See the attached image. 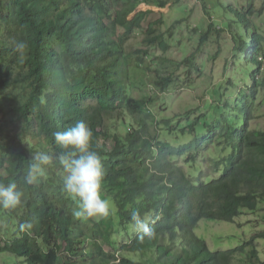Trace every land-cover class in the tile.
I'll list each match as a JSON object with an SVG mask.
<instances>
[{
  "label": "trees",
  "instance_id": "obj_1",
  "mask_svg": "<svg viewBox=\"0 0 264 264\" xmlns=\"http://www.w3.org/2000/svg\"><path fill=\"white\" fill-rule=\"evenodd\" d=\"M242 2H218L228 27L217 28L211 21L198 45L227 30L236 45L234 68L242 77L225 73L211 120L202 111L181 125V120L159 119L152 98L134 97L125 81L132 64L143 65L150 56L149 47H170L161 22L149 20L152 10L129 16L141 4L165 7L169 0H0V89L23 88L22 99L10 111L26 123L21 132L0 140V183H16L24 193L19 208H0L14 226L13 235L5 229L7 235L0 237V254L10 253L26 264H264L255 242L264 231L229 250L210 249L196 232L202 220L234 222L244 210L264 209V130L252 126L264 104V32L254 21L264 14V0ZM203 3L207 14L213 13ZM145 22V48L128 52L127 43ZM17 42L27 45L23 55L15 50ZM166 77L156 81L163 91L174 80ZM225 87H239L234 102ZM194 113H184L187 121ZM118 118L128 126L125 132L116 129ZM79 121L92 131L90 149L104 170L101 189L114 197L128 236L119 246L112 240V214L97 223L114 251L105 249L97 229L87 236V222L74 216L78 201L63 191L55 160L34 184L22 180L33 154L64 151L54 133ZM164 133L192 139L172 143L162 138ZM211 149L207 168L200 166L196 178L189 175L183 164L196 165ZM134 211L147 231L142 227L131 236L130 226L137 225ZM25 222L32 226L21 230Z\"/></svg>",
  "mask_w": 264,
  "mask_h": 264
},
{
  "label": "rangeland",
  "instance_id": "obj_2",
  "mask_svg": "<svg viewBox=\"0 0 264 264\" xmlns=\"http://www.w3.org/2000/svg\"><path fill=\"white\" fill-rule=\"evenodd\" d=\"M204 1L209 4L213 11L210 15L205 11ZM218 2H224L225 5L230 4V2L233 5L243 4L242 0H169V3L165 7L141 4L137 11L129 16V19H132L139 10H152L153 14L149 16V20H159L161 22L159 23V29L162 33L164 32L166 34V39L170 44L167 51H163L157 45L149 47L150 56L145 59V63L143 65L133 63L128 77L125 80L131 95L136 98L149 95L152 98L155 114L159 119L171 118L174 124L181 120V125H186L203 111L210 115L209 119L211 120L214 113V100L219 97L217 92L220 89V83L225 81V73L232 75L234 79H241L242 74L234 68V60L236 59L234 49L236 45L227 30L218 37L217 34L211 35L208 41L204 45H201V48H198L202 34L207 31L211 21L214 22V26L217 28L228 27L229 21L222 17L224 9ZM258 4L260 5L261 3L258 2ZM179 20L184 21L176 24ZM254 21H256L259 27H262V31L264 32V14L256 15ZM147 28L148 22H145L142 29L135 30L133 37L126 45L128 52L133 53L135 50L145 48ZM170 29L173 31L172 37L169 34ZM235 30L240 33L239 31L241 29L235 27ZM189 56L195 57L189 62L194 64L190 68L187 67L189 63H185L184 61ZM147 66L150 68H147ZM246 68L252 71L254 70L253 67ZM157 69L161 72H158ZM170 75L174 80L168 82L166 89L163 91L156 85V81L163 76ZM213 81L216 84H213ZM245 84L240 82L239 86L244 88ZM238 90L239 87H231L224 92L226 95L229 94L227 98L231 102H234L233 98L239 95ZM23 92V88L16 85L0 89V124L3 126V130H0V140L9 139V134L13 135L21 132L23 126L26 124L22 118L17 117L10 111L14 103L22 99ZM262 97H264V93ZM234 106H239L237 101H235ZM196 108L200 110L197 111ZM189 110L195 111V113L187 121L186 114L184 113ZM117 120L116 129L121 132L128 130V126L124 125L119 118ZM252 126L256 129L264 130V104L257 109L256 119L252 121ZM162 138L168 139L172 143L180 144L190 141L192 136H180L177 134L176 136H170L164 133ZM41 151V149L38 150V152ZM214 151V149L208 150L200 157V162L196 165L184 163V160L180 159L181 164L184 163L183 166L188 174L196 178L200 174L198 170L200 166L203 169L207 168L206 160L209 156L214 155ZM59 172L62 175V169ZM101 195L102 198L108 200L109 206L115 210L109 209V214L106 216H82L79 219L87 222L83 226L87 236L92 237L90 235L91 228L97 229L98 238L101 240L105 249L114 251V247L103 240L105 238L104 230L102 231L97 223L112 214L114 218L112 240L119 246L120 243L128 240V236L125 234L124 228H122L124 224L119 221L114 197L104 189H101ZM7 221L0 214V237L7 235L5 229L10 231L8 234L9 237L14 233V226L8 224ZM139 228L142 227L137 225L130 226L129 231L131 232V236ZM262 231H264V209L257 211L244 210L242 216L234 222L202 220L196 229L199 236L206 239L212 250L233 249ZM255 242L259 256L264 260V238H258ZM90 248L94 252L96 251L94 245H91ZM0 264L26 263L10 253H1Z\"/></svg>",
  "mask_w": 264,
  "mask_h": 264
},
{
  "label": "clouds",
  "instance_id": "obj_3",
  "mask_svg": "<svg viewBox=\"0 0 264 264\" xmlns=\"http://www.w3.org/2000/svg\"><path fill=\"white\" fill-rule=\"evenodd\" d=\"M27 45L17 42L15 50L23 55ZM92 131L84 121L64 131L54 133L55 142L64 151L56 155L39 152L32 157L22 180L27 185L34 184L45 173L46 167L55 160L62 169V189L73 200L78 201V208L73 214L82 216H106L109 214V202L102 198L101 188L104 176L103 165L98 153L90 149ZM24 193L16 183H0V208L17 209L23 204ZM139 213L133 212L132 219L140 225ZM30 222L23 223L21 230L31 228Z\"/></svg>",
  "mask_w": 264,
  "mask_h": 264
},
{
  "label": "water",
  "instance_id": "obj_4",
  "mask_svg": "<svg viewBox=\"0 0 264 264\" xmlns=\"http://www.w3.org/2000/svg\"><path fill=\"white\" fill-rule=\"evenodd\" d=\"M135 13V12H134Z\"/></svg>",
  "mask_w": 264,
  "mask_h": 264
}]
</instances>
